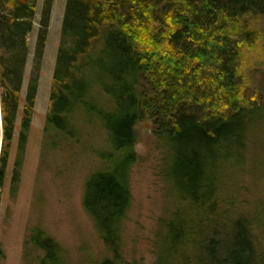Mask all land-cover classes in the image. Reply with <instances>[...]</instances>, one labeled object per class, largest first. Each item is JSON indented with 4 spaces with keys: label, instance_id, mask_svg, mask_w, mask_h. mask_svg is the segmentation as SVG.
<instances>
[{
    "label": "trees",
    "instance_id": "1",
    "mask_svg": "<svg viewBox=\"0 0 264 264\" xmlns=\"http://www.w3.org/2000/svg\"><path fill=\"white\" fill-rule=\"evenodd\" d=\"M53 3L46 0L37 35L21 153ZM36 11L37 0H0V185ZM258 18H264V0H68L46 135L77 143L98 130L105 138L93 151L109 168L88 179L83 199L110 255L99 264L126 263L123 233L132 206L136 132L147 120L167 146L169 177L183 207L167 223L158 264H264L252 226L237 218L221 190L224 166L244 163L260 111L237 74L243 45L258 41L259 33L250 28ZM30 242L44 253L39 264H65L60 247L41 231Z\"/></svg>",
    "mask_w": 264,
    "mask_h": 264
},
{
    "label": "rangeland",
    "instance_id": "2",
    "mask_svg": "<svg viewBox=\"0 0 264 264\" xmlns=\"http://www.w3.org/2000/svg\"><path fill=\"white\" fill-rule=\"evenodd\" d=\"M67 2L53 3L33 120L21 153L26 96L46 3L37 0L34 30L29 37L30 57L6 175L0 185V264H39L44 253L30 242L39 231L60 247L65 264H99L110 257L83 203L88 179L110 165L93 151L102 148L104 136L98 130L88 131L76 143L54 141V136L46 135ZM250 28L259 38L254 45H243L237 74L260 111L249 131L244 163L233 169L224 166L221 190L224 200L231 198L228 206L234 207L237 218L252 226L264 255V18L251 20ZM149 122L140 123L136 132L138 158L131 174L132 206L123 233L125 264H158V251L165 249L167 241V223L183 209L168 173L169 151ZM19 161V180L15 181Z\"/></svg>",
    "mask_w": 264,
    "mask_h": 264
},
{
    "label": "bare ground",
    "instance_id": "3",
    "mask_svg": "<svg viewBox=\"0 0 264 264\" xmlns=\"http://www.w3.org/2000/svg\"><path fill=\"white\" fill-rule=\"evenodd\" d=\"M7 99H9L8 96H7Z\"/></svg>",
    "mask_w": 264,
    "mask_h": 264
},
{
    "label": "water",
    "instance_id": "4",
    "mask_svg": "<svg viewBox=\"0 0 264 264\" xmlns=\"http://www.w3.org/2000/svg\"><path fill=\"white\" fill-rule=\"evenodd\" d=\"M1 122H2V120H1ZM0 152H1V150H0Z\"/></svg>",
    "mask_w": 264,
    "mask_h": 264
}]
</instances>
